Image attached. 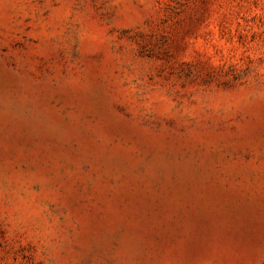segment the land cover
Returning <instances> with one entry per match:
<instances>
[{"label": "rangeland", "instance_id": "1", "mask_svg": "<svg viewBox=\"0 0 264 264\" xmlns=\"http://www.w3.org/2000/svg\"><path fill=\"white\" fill-rule=\"evenodd\" d=\"M0 264H264V0H0Z\"/></svg>", "mask_w": 264, "mask_h": 264}]
</instances>
